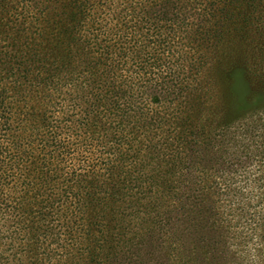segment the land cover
I'll use <instances>...</instances> for the list:
<instances>
[{"label":"trees","instance_id":"trees-1","mask_svg":"<svg viewBox=\"0 0 264 264\" xmlns=\"http://www.w3.org/2000/svg\"><path fill=\"white\" fill-rule=\"evenodd\" d=\"M11 3L0 194L24 220L77 227L82 264H240L249 225L264 264L262 0Z\"/></svg>","mask_w":264,"mask_h":264},{"label":"rangeland","instance_id":"rangeland-1","mask_svg":"<svg viewBox=\"0 0 264 264\" xmlns=\"http://www.w3.org/2000/svg\"><path fill=\"white\" fill-rule=\"evenodd\" d=\"M10 1L15 7V13L18 12L21 16L38 17L45 12L46 6L50 3L55 4L58 0ZM215 2H217L218 15L221 10V0H215ZM251 14L264 25V0L262 5L251 8ZM255 41H258L259 46L264 47V32L259 39L256 36ZM82 153L84 155L85 151L81 150L79 155L73 156L77 159L74 160L76 163ZM257 162L260 160L257 159ZM249 168L247 165L246 172ZM253 168H256L255 165ZM260 171L261 169L257 168L255 174ZM243 174L246 173L241 171L238 176L244 179ZM254 193L257 194L256 191ZM0 196V264H82L78 262V258L86 257L91 246L87 241H77L75 233L78 230L77 227H67L57 222L35 227L30 221L35 218V214H30V217H27L28 221L24 220L27 212L24 210L21 212L15 208V198L9 201L4 194ZM243 232L247 236L245 238L238 236L237 241L232 240V246L245 256L240 264H255L259 240L249 225L244 227Z\"/></svg>","mask_w":264,"mask_h":264}]
</instances>
